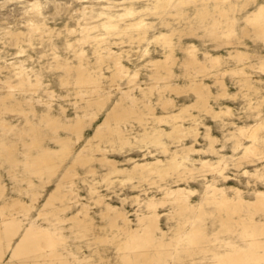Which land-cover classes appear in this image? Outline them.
Wrapping results in <instances>:
<instances>
[{"label":"bare ground","instance_id":"obj_1","mask_svg":"<svg viewBox=\"0 0 264 264\" xmlns=\"http://www.w3.org/2000/svg\"><path fill=\"white\" fill-rule=\"evenodd\" d=\"M33 2L34 0H0V20H3L0 23L2 36L0 39L15 40L17 52L21 49L24 53L35 51L30 36L32 33L39 32L36 28L42 30L48 25V16L45 14L46 5L54 8L56 13L58 8H69L78 4L77 8L82 18H75L74 23L77 28L68 30L72 32V29H75L80 33L83 32L85 37L90 38L89 40L93 39L96 44L93 48L96 58L91 63L89 57H85V50L75 47L81 36L76 39V42L65 41L66 48L68 44L72 45V48L68 49L74 53L76 62L71 63V61L62 60L56 53L52 54L54 66L65 69L66 75L64 73L60 75V81L66 83L68 76L72 77V82L77 86L76 93L80 97L79 102H75L73 117L64 115L66 112L64 107L59 109L62 116L58 117L52 113V99L55 94L49 90V87L45 90L47 95L42 97L43 103L47 104L46 108L38 111L34 105L41 103L39 90L45 85L44 75L39 69L29 67L26 58L23 59L17 55L7 58L0 52V84L5 92L0 96V112H17L23 116L22 118L11 117L14 121L19 119L22 125H17L0 116V164H8L10 170H7V174L13 181L26 182V187L12 186L11 190L16 192L6 194L7 186L4 181H0V264H94L86 256H77L67 249L63 243L64 235L60 223L69 219L83 229H88L91 224L88 203H80L67 219V215L63 213L73 202L80 200L73 187L76 166H87L88 171L93 172L95 168L92 163L95 160L105 172L100 180L89 184V199L102 207L100 210L102 215L109 217L110 233L95 236L94 242L100 245L116 243L119 248L128 250L124 252L122 264L166 263L167 257L172 254L169 247H173L174 253L183 251L194 254L197 250H211L212 264H261L264 261V220H262L264 187L258 188L250 185V182L264 186V162L260 159L261 145L264 144V136L261 135L264 116L259 107L261 99L259 90L264 78L256 76L255 71L245 69L248 62L244 60L249 58V53L243 49L248 50L249 46L250 48L259 47L264 51V30H261L259 24L249 25L257 37L255 35L253 37L252 30L249 36L240 31L243 37L251 38L253 44L245 39L232 41L230 35L236 32L232 21L240 15L236 16L237 11L233 12L242 11L236 6L256 5L258 9L259 4L264 0H39V3L45 5L39 12L32 9ZM85 5H88L87 10ZM104 5H111V7H103ZM129 9L135 15L125 16L121 20L120 14ZM141 9H147V11H141ZM196 9L203 18L212 11L216 12L201 26L206 27L210 24L209 35L214 38L220 37L217 31L218 26L227 28L224 44L234 50L233 53L229 52L228 59L238 64V68H225L221 71L223 65L221 54L213 55L203 52L207 62L205 64L196 56L197 49L194 44L184 48L188 54L184 61L185 65H200V69L209 70L206 73L215 72L216 84H214L217 91L214 92L219 91L216 97L212 87L210 89L207 83L198 80L196 76H189L188 83H174L181 80L177 76L178 73L174 75L173 71L174 46L181 44L186 38L200 42L206 41L204 39L207 31H196L193 28L195 21L188 16L192 13L194 18ZM69 10L71 11V8ZM253 10V8L249 9V12ZM101 12L105 13L102 17ZM96 17L100 19L97 20ZM109 17H116V19L109 20ZM6 19H14L15 27L10 26L11 22L10 24L8 21L5 22ZM141 19L144 21V26L134 27L135 24L140 23ZM104 21L118 26L119 31H113L108 35H114L113 42L108 36L103 41L95 39L96 36L105 34L103 28L98 27ZM21 27H24L26 32ZM245 27L243 26V31L247 33L249 30L247 28L245 31ZM96 30L100 32L91 35ZM222 32L225 33V30ZM125 42L136 43L137 50L132 52L123 50V45L116 47V44ZM150 44H155L154 48L158 52H164L159 56L149 57L151 59L148 60L147 66L152 67V74L148 73L147 76L152 81L151 85L148 84L144 88L146 81L137 82L133 79L139 74V69H131V67L135 68L136 64L140 63L138 56H150ZM81 52L83 55L79 54ZM27 54L29 58L33 57V54ZM105 59L107 60L105 67H103L104 64L100 66ZM260 64L261 59L258 60L257 66L252 64L250 68L259 70ZM104 68L107 69L108 75L105 74ZM26 70H32V85L36 84L35 76L38 71L40 72L41 87H29L25 83L30 74ZM126 75L130 78H121ZM104 77H109L111 80L104 81ZM117 77L120 79L117 80ZM170 78L172 83L169 81ZM205 79L207 80V77ZM231 82L238 89L235 93L227 90ZM22 83L23 89L19 87ZM105 84L109 88L112 87L108 92L105 91ZM155 84H163L173 93L166 92L169 97L159 96L161 108L164 111L161 114L154 112L158 106V94L153 93V96H149ZM122 85L125 86L122 87ZM113 91L121 95L106 109L102 117H99ZM174 94L191 96L193 100L184 103L177 112L169 111L168 108L173 100L170 96L174 98ZM211 98H216V103L243 98L244 103L240 108L241 112L238 113L244 116L242 122L234 121L235 114L230 118H224L231 114L230 106L225 104L215 109L210 105ZM149 99L154 101L155 106L149 103ZM81 101L84 102L83 106ZM125 101L127 103H124ZM139 101H143L142 107H140L142 102ZM24 105L37 116V120L27 115V108H23ZM143 107L146 112L141 111ZM193 107L202 108L221 119L220 126L224 128L222 140L211 132L205 131L206 138L203 140L206 143L202 146L203 148L194 147L200 136L198 129L200 118L204 114L200 112H203L201 109L197 114L189 113V109ZM186 112L188 114H183ZM63 117L67 121H62ZM129 117L132 118L127 120L129 123H127L128 134H126L120 121ZM97 119L99 121L96 122L91 135L74 150L73 145L80 140L85 122L91 124ZM155 119L159 122L172 121L170 130L164 132L177 139L162 136L164 128L157 129L156 132L153 131L154 133L145 130L152 128L149 120ZM142 120L144 121L141 122ZM187 120L190 121V125L185 126L184 121ZM129 124L135 129L128 128ZM228 125L231 126L229 130L226 129ZM60 129L68 131V134L73 133L76 137L73 138L68 134L63 136L59 134ZM140 130L144 132L139 134ZM226 130L227 132L224 133ZM9 135L19 136L21 139L9 141L6 138ZM45 136L49 137L53 146L42 143ZM106 136H111L110 149L102 145ZM187 139H190V145ZM19 143L23 147L22 160L15 157L16 146ZM227 143L232 154L222 153V148ZM250 145L251 149H249ZM113 150L124 154V161L128 166L108 156V153H113ZM132 151H138L141 158L128 156ZM198 153L199 157H195ZM157 155L164 156L165 159L156 157ZM69 157L71 158L59 175L55 186L47 192L37 209V217L48 221V224L42 225L34 220L24 223L21 216L31 212L41 197L40 192L34 191L32 187L33 178L43 179L45 173L53 178L62 163ZM19 163L28 168L27 178L19 174L24 170ZM232 165L238 168L241 175L247 179L246 183H249L245 188L247 190L230 184L226 185L232 178L227 172ZM247 166L252 168L249 169ZM15 167L19 168V172ZM145 172L157 173L159 181H164L162 185L159 184L156 187V190H151L153 194L151 196L140 189V177H144ZM50 178H47L45 182H48ZM192 182H199L201 185L199 192L191 187ZM116 183L121 186L130 185L131 189H137L134 194L131 190L115 194L121 207L107 201L106 195L99 191V186L110 187ZM196 194L199 198L194 200L193 196ZM24 197H28L29 200L26 201ZM128 200L136 207L132 212L135 216V226L131 223L130 214L124 207ZM160 207H167V210L160 213ZM164 216L166 220L177 219L174 227L175 237L169 241L158 235L159 233L164 235V229L160 227V218ZM208 217L216 221V228L211 231L212 233L207 232L205 219ZM116 230L120 231L122 238L118 237L119 233H115ZM233 231L241 238L240 243L222 239L220 244H216V238L211 237L219 232ZM207 241L209 246L205 244ZM153 246L158 248L155 252L149 250ZM213 246H216V249ZM163 247L167 248V252L159 249ZM217 247L224 249L218 250Z\"/></svg>","mask_w":264,"mask_h":264},{"label":"rangeland","instance_id":"obj_2","mask_svg":"<svg viewBox=\"0 0 264 264\" xmlns=\"http://www.w3.org/2000/svg\"><path fill=\"white\" fill-rule=\"evenodd\" d=\"M79 5H72L71 7H62L59 9L58 12L54 13V8L50 7L49 5L45 7V14L48 16V20H47V26L42 28V30H40L39 32L36 33H32L31 34V41L33 42V46L35 47L34 49H36L35 51H28L25 52V55L21 56L23 57V59L26 58V63L29 67H34L36 69H39V71L44 75L43 79H44V84L47 85H43V87L40 88L39 93L41 95V98L47 95V92L45 91L47 87H49L50 91H53L55 96L53 97L52 101H53V109H52V113L54 115H58V117L61 115V113L59 112V109L61 107H64V109L66 110L65 112V116L68 117H73L74 115V109H75V102H79L80 98L76 91H77V86H75L73 81V78L70 76H68V82H64L62 83L59 79V76L62 75L63 73L66 75L65 73V69L64 68H56V66H54L55 61L53 59V53H56L57 55H59V57H61L62 60H67V61H71L72 62H76L74 61V53L65 47V41L66 40H71L72 42H76V39H78L80 37V32L79 31H75V32H69V30H71V28H77V26L75 25V18H82V15L79 14V9L77 8ZM71 8V11L69 10ZM249 9H252L251 7H249L247 10L244 11H240V10H235L233 13H235L236 11V16L239 17L236 18V20L239 21L238 25L234 28V31L236 29V32L234 33V31H232L233 34L230 35L231 40H250L251 44H253V41L251 38L248 37H243L240 34V31L246 35L249 36L250 32L252 30V35L254 37L255 33L253 32V29L250 28V26L248 25V32L244 33L243 31V26H246L245 23L243 22V18L245 15H247L249 13ZM190 11V10H189ZM188 11V12H189ZM192 12V11H190ZM216 14V12H211L206 18H203L200 16L199 12L196 9L195 12V17L192 18L193 14H188V16L195 21L196 24L193 28L196 31L199 32H205L207 31L206 37L204 40H206L205 42H200L196 39H190V38H186L182 41L181 44H177L176 46H174V51H173V56H174V63H173V71H174V75H177L176 73H178L177 76L180 77L181 80L174 82L177 84H184V83H188V77L189 76H196V78L198 80H201L205 83H207L211 89H213V93H215V97L216 95L219 93L218 92H214L217 91V89H215V72H210V73H206L209 70L205 69H200V65H190L187 66L184 64L185 59L188 57V54L186 53V50L184 49L185 47L189 46L190 44H194L196 46V53H197V57L200 60V62L203 63H207L206 59L204 57L203 52H207L208 54H217L221 56V59L223 60V65L221 67V71H223L225 68L231 69V68H238V64L234 63V61H231L228 59L229 57V52H234V50H231L230 48H228L224 42H225V37L226 33H227V28L226 27H217V31L220 34L219 38H214L212 36L209 35V28H210V24L208 26H201L204 23L208 22V20L211 18V16H214ZM78 15V16H77ZM73 16V17H72ZM19 17V16H17ZM14 18V17H13ZM8 21L10 26H13V24L15 23L14 19L11 20H5V22ZM3 20H0V23H2ZM23 23V22H22ZM15 27V26H13ZM23 30L25 29L24 27H21ZM46 31H43V30ZM69 29V30H68ZM68 30V31H67ZM225 30V33H223L222 31ZM24 32H26V30H24ZM100 31H94L93 33H91V35H96L98 34ZM175 34H177L178 32L175 30L174 31ZM117 34V33H116ZM42 35V36H40ZM256 36V35H255ZM1 34H0V38H1ZM257 37V36H256ZM8 38V37H5ZM108 38H111V42H113V38L114 35L108 36ZM201 39V38H200ZM15 40L12 41L11 38L8 39H0V52L3 53L4 55L7 56V58H11L14 57V55H16L17 53V46L14 42ZM59 42V43H57ZM175 43V40L173 41ZM117 43V40H116ZM256 43V42H254ZM118 44V43H117ZM117 46H122L123 50H130V52L137 50V44L136 43H131L128 44L127 42H125L124 44H119ZM96 44H94L93 39L89 40V42L87 44H78L76 42L75 47H77V49L83 48L85 50V57H89V59L92 61H90L91 63L94 62L96 55L93 53V48L95 47ZM115 43L113 44L114 47ZM155 45V44H154ZM153 44H150V56H138V58H140V63L136 64V67H131V69H139V74L135 77H133V79L137 80V82L140 81H146L143 85V87L145 88L148 84L151 85V81L148 78V73L152 74V67L151 66H147L148 65V60L151 59L154 56H159L161 55L162 52H158L157 50H155ZM37 46H39L40 48H36ZM162 46V45H161ZM55 48V51H54ZM217 48V51H216ZM117 49V48H115ZM245 52L249 53V58L244 60L246 62H248L245 66H246V70L248 71H255L254 74L258 77L264 78V73H261L259 70H253L252 68H250V65L255 64L257 66L258 60L261 59L262 56H264V51L262 49H259V47H254V48H250L248 46V50H244ZM27 53L33 54V57H28ZM42 53H47V55L44 56L43 60H41V54ZM84 57V58H85ZM145 57V58H142ZM151 57V58H149ZM106 59L104 62L101 63L100 66H102L104 64L103 67H105L106 64ZM110 61V60H109ZM108 63V62H107ZM125 63V62H124ZM41 64H43V68H41ZM74 64V63H73ZM112 65V64H111ZM200 66V67H199ZM258 69V68H256ZM105 74L108 75L109 73L107 72V69L104 68ZM216 71V69H215ZM219 71V72H221ZM247 71V72H248ZM112 74V73H111ZM236 74H240V73H236ZM203 75V76H202ZM201 76V77H199ZM207 77V80L205 79ZM227 77H229V75H227ZM123 78H130V76L126 75V76H122ZM148 78V80H147ZM195 78V79H196ZM104 81H108L111 80L109 77H104L103 78ZM117 80L120 79V77L116 78ZM214 80V82H213ZM170 83L171 82V78H170ZM228 81V79H227ZM123 82H125V80H123ZM160 82V81H159ZM162 82V81H161ZM229 82V81H228ZM153 83V82H152ZM215 83V84H214ZM227 83V82H226ZM125 85H122V87H124ZM154 89L151 91V93L149 94V96H153V93H157L158 94V106L154 109V112L157 114H161L163 113V108H161V104H160V97L159 96H163V97H169L168 93H172L169 89L165 88V86L162 85H158L155 84L154 85ZM112 88V87H110ZM109 86L107 84H105V91L108 92L110 90ZM227 90L229 92L235 93L237 92V88L235 86V84L233 82H231L230 84H228L227 86ZM168 92V93H166ZM246 92V91H245ZM4 89L2 88L1 84H0V96L4 95ZM173 94V93H172ZM112 95V96H111ZM121 94L119 92H112V94H110V97L105 105V109L103 112H101V115L99 117H102V115L104 114V112L106 111V109H108L115 101L116 99L118 100V97ZM174 98H172L170 96V99L172 100V104L170 105V107L168 108L169 111H179L180 107L184 104L187 103L191 100H193V98L191 96H178L176 94H174L173 96ZM148 98V97H147ZM41 101H44L43 98L41 99ZM40 101V102H41ZM142 102V104H140V107L143 106V101H139ZM124 103H127V101H125ZM149 103L154 105V101L151 99H149ZM244 103L243 98L240 99H236V100H225V101H219L218 103H216V98H211L210 99V105L217 109L218 107H222L225 104L230 106L231 108V114L224 116V118H230L233 116V114H235L234 116V121L235 122H239L241 123L242 120L244 119V116L242 114H238L241 112L240 108L242 107ZM151 104V105H152ZM36 106V109L38 111L46 108L47 104L46 103H35L34 104ZM81 105H84V102L81 101ZM155 106V105H154ZM23 108H27V115H31V118L33 120H37V116L33 115L29 110H28V106H25ZM144 108V107H143ZM175 109V110H174ZM202 111H200L201 113H203L204 115L200 118V123L198 125V129L200 132V136L198 138L197 143H195L196 148H203L202 146H204V140L203 138H206L205 136V131H209L211 132L212 135L217 136L219 139H223V133H222V129H224L222 126H220V121L221 119H218L216 117H214L212 114L207 113L204 109L199 108ZM198 107H193L189 109V113H193V114H197L199 111ZM141 111H145L146 109L144 108ZM140 112V111H139ZM188 112L183 113V114H188ZM207 116H206V115ZM0 116H3L4 118H6L8 121L14 122L17 125H22V123H20L19 119L17 121L12 120L11 117H23L21 114H18L17 112H0ZM62 116V115H61ZM132 117L127 118L126 120L120 121V124L122 125V127H124L125 129V133L128 134L127 131V123H129V120ZM62 121H67L65 120V117L62 118ZM218 119V120H216ZM216 122H215V121ZM39 121V120H38ZM37 121V122H38ZM99 121V119H97L96 121L92 122L91 124H87L85 122V126L83 128V134L80 135V140L78 142H76L73 146H74V150L76 148H78L83 142L84 140L91 135L93 128L96 124V122ZM144 120H142L141 122H143ZM151 121V127L150 129H145L147 131L150 132H156L157 129L160 128H164L163 131V135L167 138H171V139H177L173 136H168L166 132L164 131H168L170 130L172 124V121L170 122H159L156 119L155 120H149ZM190 121H184V125L188 126ZM231 126H227L226 129H231ZM128 128H134L132 126H128ZM204 128H206L204 130ZM135 129V128H134ZM144 130H140L138 131L139 134L143 133ZM153 132V133H154ZM227 132L224 131V133ZM59 134L65 136L68 134V131L60 129L59 130ZM69 136L75 138L76 135L71 133L68 134ZM132 135V134H129ZM6 138L9 141L12 140H19L21 139V137L19 136H13V135H9L8 137L6 136ZM111 139V136H106L104 141L102 142V145H106L107 149H110V144H109V140ZM190 139H187L188 145H190L189 143ZM44 145L47 146H53V144L51 143V141L49 140L48 136H45V140L42 142ZM157 146V145H155ZM219 146V144H218ZM261 153H264V144L261 145ZM158 147V146H157ZM168 147V146H167ZM229 147V143L226 144L225 147L222 148V153L225 154H232L233 152L231 151V149L228 148ZM221 148V147H220ZM22 151H23V147L22 145L19 143L16 146V152H15V157L17 159L22 160L23 159V155H22ZM109 157H113L116 160L119 161V163H126L124 161V154L123 153H117L116 150H113V153H108ZM128 156H133L135 158H141L140 153H138V151H132L131 154H129ZM127 156V157H128ZM72 157V156H71ZM67 158L62 165L59 167L57 174L52 178L49 177V174H44L43 175V179L41 178H37L34 177L33 178V189L34 191H38L41 194V197L39 198L38 203L35 205V208L29 212L26 216H21V218H23L24 223H27L29 221L34 220L37 223H40L42 225H47L48 221L41 219L39 217H37V209L38 206L41 205L42 200L44 199L45 195L47 194V192L53 188V186H55L57 180L59 179V175L61 174V172L65 169L68 161L70 160V158ZM156 157L159 158H163L165 159L164 156H160L157 155ZM168 157V156H167ZM195 157H199V153L198 155H196ZM204 157V156H201ZM209 157V156H207ZM1 162V159H0ZM93 167L95 168L93 172L88 171V167L87 166H83V165H78L76 166V175L74 177V181H73V187L75 189V191L78 193V196L80 198L79 201L77 202H73L71 204V206L68 208L67 211H65L63 214L67 215L66 219L72 214V212H74L77 207L80 205V203H88V207H89V215H90V222L91 224L88 226V229H83L82 227L78 226L77 224H75L72 220H65L63 222L60 223L61 227H62V233L64 235V241L63 243H65V246L67 247V249H69L71 252L75 253V255L77 256H86L87 258H89V260L94 263V264H122V257L124 255L126 250L123 247H118L116 245V243L113 244H106V245H100L94 242V237L97 235H103L105 233H110V219L107 216H104L101 214L100 210L102 209L101 206H99L98 204H95L92 199H89V184L93 183L95 180H100L101 177L103 176V173L105 172V170L103 169V167L100 166L98 161H93L92 163ZM0 181H4L5 185L7 186V191L6 194H12L15 193V190H11V187H17V186H23L26 187V182H19V181H13L9 175L7 174V170H10L8 164L6 163H1L0 164ZM124 166H128V164H123ZM19 166L22 167L24 170H22L21 172H19V168L15 167L16 171L19 172V174L21 176L24 177H28V168H25L24 166H21V163H19ZM30 169L32 167L28 166ZM247 168L251 169L252 166H247ZM228 175H230V177H232L231 179H229L227 181L226 185H234L237 187H240L243 190H247L245 189L246 186L249 184L246 183L245 177L243 175H241V172L239 171L238 168H236L235 166L232 165V167L230 166L229 169L227 170ZM150 174V175H148ZM47 178H50V180L48 182H45L47 180ZM169 178V177H168ZM141 179V184H140V189H143L149 196H151L152 192L151 190H156V187L159 184H163L164 181H159L160 179L158 178V174L157 173H144V177H140ZM158 180V181H155ZM163 180V179H161ZM155 181V182H154ZM191 187H194L198 190V192L201 189V185H199V182H192L190 183ZM250 185H255L258 188H263L264 186L260 185L259 183H254V182H250ZM131 190L134 194L135 192H137V189H131L130 185H119V184H113L110 187H106V186H99V191L103 194H105V199H107V201H109L112 204H117L120 206L119 201H117V197H115V194H122V193H126L127 191ZM153 195V194H152ZM159 197V196H157ZM199 198V195L196 194L195 196H193L194 200H197ZM24 199L27 201L29 200L28 197H24ZM1 202V200H0ZM121 207V206H120ZM124 207L126 208V210L128 211V214H130L129 219H131V223L135 226V216L132 214V212L134 211V209L136 208L134 206V204L128 200ZM167 210V207L162 208L160 207L159 212H165ZM177 219H170V220H166L165 216L160 218V227H162V229H164V235H161L160 233L158 234L159 236H162L164 239H167V241L173 239L175 236V231L176 229H174V227L177 224ZM50 222V221H49ZM206 222V226H207V232L208 233H212L211 231L216 228V221L214 218L212 217H208L205 219ZM120 231H117L115 233H119ZM234 232V231H233ZM219 232L217 233L215 236H211L213 238H216V244H220L221 240H232L235 241L236 243H240L241 238L236 234V232ZM118 237L122 238V234L119 233ZM207 246H209V241H207L205 243ZM61 247V246H60ZM213 248L216 249V246H213ZM158 248H155L154 246L149 248V250H151V252H155V250H157ZM161 251L163 252H167V248L163 247V248H159ZM169 249L171 250L172 254L170 256L167 257L166 259V263H156V264H212L213 262V252L211 250H197L196 253L194 254H188L187 252H183V251H179L178 253H174V249L173 247H169ZM181 249V248H180ZM218 250H223L224 248L222 247H217ZM183 250V249H182ZM150 252V253H151ZM8 255V254H7Z\"/></svg>","mask_w":264,"mask_h":264},{"label":"snow or ice","instance_id":"obj_3","mask_svg":"<svg viewBox=\"0 0 264 264\" xmlns=\"http://www.w3.org/2000/svg\"><path fill=\"white\" fill-rule=\"evenodd\" d=\"M43 7H45V5L39 3V0H34L33 2V5H32V9L39 12L40 9H42ZM85 10H87L88 8V5H85ZM103 7H111V5H104ZM237 8H240L242 11L248 7H251L253 8L254 10L249 12L247 14V16H245V31H247V26L248 25H257L259 24L261 30H264V2H261L259 4V8L257 9L256 8V5H237L236 6ZM59 11V8L57 9ZM141 11H147V9H141ZM105 13L101 12L100 16H104ZM135 13L129 9L128 11L124 12V13H121L120 14V19L123 20V18L125 16H134ZM97 20L100 19V17H96ZM116 17H109V20H115ZM239 21L234 19L232 21V24L234 27H236L238 25ZM142 26H144V21L143 19H141L140 23L138 24H135L134 27L136 28H141ZM98 27H102L103 30H104V35H98L95 37V39L97 40H101L103 41L106 36L110 35L113 31H119L118 29V26L115 24V23H109L107 21H104L102 22L101 24L98 25ZM36 31H40L39 28H36ZM73 32H75L76 30L75 29H72ZM231 34V33H230ZM80 36H81V39L77 41V43L79 44H87L89 42V37H85L84 33L81 32L80 33ZM59 43V42H57ZM68 48H72V45L71 44H68L67 45ZM54 51H55V48H54ZM80 55H83V53H79ZM17 56H22V55H25L23 49H21L20 51H18L16 53ZM47 55V53H42L41 54V60H43L44 56ZM56 59H59L58 57H56ZM117 63H119V61L117 60ZM18 68L20 67L19 65L17 66ZM41 68H43V64H41ZM28 71L30 74H29V78H28V81H26L25 83L29 86V87H41V84H40V81L42 79V76L40 74V72L38 71L36 73V76H35V79H36V84L35 85H32L31 84V80H32V76H31V72L32 70H26ZM259 71L261 73H264V56L261 57V64H260V67H259ZM22 75V74H21ZM261 88L259 90V95L261 97L260 101H259V107H260V110H261V114L262 116H264V80L261 81ZM20 88L23 89L24 87V84L22 83L21 85H19ZM247 99V98H246ZM41 103H43V101H41ZM229 112H231V110H229ZM261 129H262V132H261V135L264 136V122H262L261 124ZM243 132V130H242ZM249 139H254V137H249ZM249 149H251V145L249 146ZM261 161L264 162V154L261 155L260 157ZM247 174V173H246ZM264 195V194H262ZM262 220H264V217H262ZM261 264H264V261L261 262Z\"/></svg>","mask_w":264,"mask_h":264}]
</instances>
